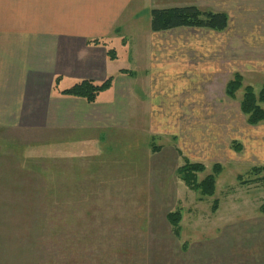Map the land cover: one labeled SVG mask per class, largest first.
<instances>
[{
    "label": "rangeland",
    "instance_id": "1",
    "mask_svg": "<svg viewBox=\"0 0 264 264\" xmlns=\"http://www.w3.org/2000/svg\"><path fill=\"white\" fill-rule=\"evenodd\" d=\"M193 3L226 11L229 26L162 35L163 62L176 70L164 115L187 126L178 136L143 144L141 134L131 149L108 155L120 159L92 171L75 154L29 150L1 132L0 264H264V184L250 173L264 165V123H246L242 89L234 98L224 93L238 72L256 93L264 84V0ZM148 17L142 10L134 25L147 29ZM186 161L204 165L198 181L221 166L213 196L180 179ZM175 211L176 234L166 217Z\"/></svg>",
    "mask_w": 264,
    "mask_h": 264
},
{
    "label": "crops",
    "instance_id": "2",
    "mask_svg": "<svg viewBox=\"0 0 264 264\" xmlns=\"http://www.w3.org/2000/svg\"><path fill=\"white\" fill-rule=\"evenodd\" d=\"M177 1L0 0V133L29 150L75 154L92 171L120 159L108 155L131 149L141 134L143 144L147 136H178L187 126L167 124L164 115L176 70L163 62L169 43L162 35L172 29H150V10ZM142 10L149 12L143 30L134 25ZM109 77L110 87L93 102L61 93L81 80Z\"/></svg>",
    "mask_w": 264,
    "mask_h": 264
},
{
    "label": "trees",
    "instance_id": "3",
    "mask_svg": "<svg viewBox=\"0 0 264 264\" xmlns=\"http://www.w3.org/2000/svg\"><path fill=\"white\" fill-rule=\"evenodd\" d=\"M228 15L223 11H214L202 9L194 4L179 5L157 8L150 10V29L151 31H165L174 28H204L213 31H224L228 26ZM111 58L115 57L113 50L108 51ZM111 77L101 83H94L90 80H81L71 87L61 91L62 94L81 97L88 102H93L99 92L109 88ZM242 89V96L239 101L240 111L245 117L248 125L255 126L264 123V84L256 93L251 85L243 86V77L239 73H234L225 86V94L234 98L236 92ZM204 165L200 162L186 161L178 169V175L184 184L203 197H211L215 193L216 177L221 170L219 164L212 166V172L207 174L200 181L197 180V173L203 172ZM250 173L256 175L255 180H260L264 184V165L253 166ZM218 201H213L212 208L217 206ZM264 214V202L258 209ZM167 220L177 233L180 222V212H170L167 214Z\"/></svg>",
    "mask_w": 264,
    "mask_h": 264
}]
</instances>
